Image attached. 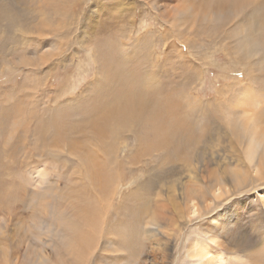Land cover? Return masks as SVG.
I'll return each mask as SVG.
<instances>
[{
	"label": "rangeland",
	"instance_id": "374dc122",
	"mask_svg": "<svg viewBox=\"0 0 264 264\" xmlns=\"http://www.w3.org/2000/svg\"><path fill=\"white\" fill-rule=\"evenodd\" d=\"M42 24L45 37L39 35ZM54 29L56 45L42 46L38 38ZM135 72L143 75L144 86H138L147 91L146 101L156 91L160 100L171 97L172 121L183 128L188 123L195 136L145 152L138 145L149 134L135 120L107 144L109 134L100 139L92 133L90 125L119 108L115 88L132 84ZM248 115L264 122V0H0V264L59 263L66 242L56 230L58 202H75L80 210V202H101L110 207L106 222L120 227L113 235L124 243L120 251L101 241L83 264H146L165 260L168 251L170 264H190L188 245L193 235L204 238L214 210H201L184 230L173 226L170 217L176 219L174 209L184 202L189 170L195 167L199 182L209 185L214 172H229L226 166L237 160L240 185L218 202L243 211L240 225L208 246L225 264H264V212L258 206L247 212L241 202L264 195V163L247 162V143L233 147V131ZM79 155L103 162L94 167ZM36 213L51 228L41 235L49 255L41 260L27 245ZM144 221L160 227L156 238L164 247L155 256L158 246L149 247ZM132 235L137 244L128 241Z\"/></svg>",
	"mask_w": 264,
	"mask_h": 264
},
{
	"label": "bare ground",
	"instance_id": "6f19581e",
	"mask_svg": "<svg viewBox=\"0 0 264 264\" xmlns=\"http://www.w3.org/2000/svg\"><path fill=\"white\" fill-rule=\"evenodd\" d=\"M1 16H3V13H1ZM31 23H32V19L31 22H29V24ZM29 24L28 26H30ZM43 25L44 24H42V26L40 27L41 33L38 34L45 37L48 33L44 35L45 30L43 31V29L45 27H43ZM37 26L38 25L36 26L34 25L33 27H35V29H39ZM57 30L55 29L51 30L49 37H46V39L41 37V39L38 38L37 41H39L42 44V46L51 47L53 45H56V41L58 40L57 38H59L58 37L59 34ZM245 48H247L244 50L246 53H249L251 51V47L250 48L245 47ZM133 75L135 76L133 78L134 81L131 82L132 84H130L129 81L124 82L123 84L121 82L119 84L122 85L119 88H115L120 92V98L117 104L119 105V108L112 106L107 110V112L103 115L101 119L97 120L92 125H90L92 133H95L98 137H100V139L106 138L107 134H109L111 136V139L103 140L107 144L109 142H112L113 139L123 130L124 132L125 130H129V128L131 127L129 123L130 120L131 119L135 120L139 122L138 124H140L145 131H148L149 134V136L145 138V143L142 142L138 145L143 147L145 152L148 151L152 152L153 150H157L159 148L157 146L158 143L159 146H161L173 142V138L179 139L182 136H186V137L190 136L192 132H190V130L188 129V125H189L188 123L187 126L184 124V128H183L180 124L181 122L180 120L177 123H174L172 121L171 115L173 116L175 114V110L170 102L171 97L170 98L167 97L164 98L163 100H160L157 95L158 91H156L154 93L156 97H152L150 101H146L147 99H149L147 95V91H145V89L141 91L140 90L141 87L139 89L138 86V85L141 86V84H143L140 82V80L143 78V75L140 78H139L140 73L137 74V72H135L133 73ZM144 76H146L144 77L146 85L149 84L150 87L154 88V86H156L155 81H150L153 80V78L148 80L149 76L147 74H144ZM113 90L114 89H112V92ZM166 94L170 95V93H166ZM116 96H117V92L113 94L110 93L109 95H107V99L108 101L112 102L113 100H115ZM166 118H170V119L166 120ZM253 120L254 119H252L250 115L244 116L242 118L240 130L238 132L234 130L232 134V137H234L233 147L236 142H238L239 145L241 144L243 145L247 143L245 144L246 147H243V153L245 154V156L243 157L247 159L248 163L250 164L252 163L253 167H258V166L261 167V165L264 163V122L262 120H260L259 122L256 120L255 122ZM188 122H190V120ZM110 124H112V126ZM173 127H177L178 130L173 129ZM105 128H109L110 131L109 130L106 131ZM175 130L177 131V133L179 132L178 135L181 133L179 137L177 133L174 136H172ZM143 133L144 132H142V134ZM161 135L162 136L165 135L166 138L161 140L160 142L159 140L156 142L155 140L156 136H161ZM193 136L191 135V137ZM51 140L52 138L50 139V141ZM53 140L55 141L59 140L56 134H54ZM195 140L196 139H192L190 142L191 146L194 148L196 147L194 146ZM71 143H75V141H72ZM90 146L94 147L95 152H99V146L97 144ZM173 147L175 149V146ZM234 149L236 150L235 147ZM237 150H241V147ZM256 150H261V152L260 153L258 152L259 154L257 155V152H255ZM90 155L89 156L87 155L86 157H88L87 159L91 161L94 167L103 162L100 159V157L97 156L94 157L95 155L93 157H90ZM79 156L82 159L86 158V157L83 158L81 155ZM98 159H100L101 161H99ZM240 159H243L242 156L240 157ZM247 162L243 161V163L245 164ZM235 166L242 167V164L239 160H237L236 165L226 166L229 172H223V171L219 173L214 172V177L211 180H209V185L206 184L204 185L202 182H199L197 176V174L199 173L198 171H196L195 167L194 170L193 169L189 170V174H188L189 181L188 183L187 181L185 182L186 187H185L184 202L183 203L178 202V208L176 207L174 209V218L176 219H172L170 217V219L173 221V226L174 225L181 226L182 227L181 230H184L188 225L190 218L199 214L201 210L204 211H208L210 209H212V211L214 210L209 219V225L206 227V232L205 234H203L204 238H202L198 234L193 235L191 242L188 245L187 253L188 256L190 257L189 258L190 264L191 263L192 264H225V258L222 256L221 252L216 251L213 247H210L211 248L210 249L208 244L211 245V244L219 243L217 240H218V235L220 233H226V234L232 233L236 229V227H239L240 225L239 221L241 219L240 217L243 214V211L241 212L237 211L235 209L234 203H232L228 207L221 208L218 202V199L220 197H222L223 195H227L228 192H233L240 185V180L243 177V174H241L239 169ZM246 166L247 165H245V167ZM100 168L104 170V168H102L101 166ZM91 171H92L91 175L95 177L96 180L98 173L93 172V170ZM224 174L229 175L228 177L230 178L229 180L231 183L228 180L224 181L226 179ZM91 175L88 173V176ZM40 176L41 174L39 173V177ZM106 176L109 177V174ZM174 191L175 188H173V192ZM173 192L171 196L174 197ZM260 197L261 198H257L255 202L253 200L254 198L251 197L250 198L248 197L247 200H241L242 205L245 202L243 210H247V212L250 210L258 211L257 209L258 206L264 212V195ZM76 204L75 202L57 203V209H58L57 218L59 219V222L56 225V230L59 232L60 236H62L63 240H65L66 242L65 245H62L59 248L58 260H57L59 261L58 264H83L82 262L85 261L87 262L89 260L88 258H90V256L92 255L96 243H98L99 245L101 241H102L101 245L103 246V248L109 251H120V249L124 246V243L118 240L117 238L116 239L113 238V235L117 232V230L120 227L114 228L112 224L106 222L107 211L110 207L107 206L103 207L102 206L103 204L101 202H86V203L80 202V206L82 207V210H80L79 208L76 207ZM182 204H185L183 205L185 207H183ZM163 209L165 208L163 207ZM168 212L171 214L170 210H168ZM36 214H34L36 216L34 217L32 223H30L29 226L27 227V231H30L29 236L27 235L28 236L27 245L29 246L28 250L30 249L29 253L33 254L35 250L34 254H37V258L41 260L42 258L46 259L49 257L46 251H44L45 253H43V249L41 245H43L42 243H46V242L43 240L41 235L46 234L45 230L50 231L51 228L49 226V228L47 227L45 229L44 223H47L46 221L47 219H43L40 215H38L39 213ZM145 224L147 225L145 232L148 235L147 238L150 240L149 247H151L153 243L158 246V248H154V249L152 248L153 252L151 255L155 256L156 252L160 250L159 246L163 245L156 238V236L159 234L160 227L157 222L153 224H149L145 222ZM132 233H135V229L132 230ZM165 237L168 239L169 235L167 234ZM127 239L130 243H133L134 240L136 244L138 243L134 235H132L131 238H127ZM39 248L42 249L41 252L39 251ZM168 252L165 256L166 258L165 260L161 259L157 261L156 259L153 260L150 259L149 263L147 262L146 264H170V262L168 261L169 258Z\"/></svg>",
	"mask_w": 264,
	"mask_h": 264
}]
</instances>
